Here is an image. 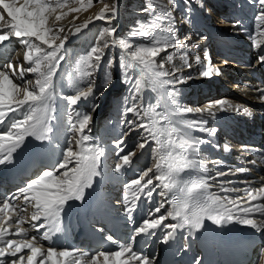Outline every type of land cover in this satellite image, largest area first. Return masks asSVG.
Instances as JSON below:
<instances>
[{
	"label": "snow or ice",
	"instance_id": "obj_1",
	"mask_svg": "<svg viewBox=\"0 0 264 264\" xmlns=\"http://www.w3.org/2000/svg\"><path fill=\"white\" fill-rule=\"evenodd\" d=\"M95 2L103 3V7L94 17L90 16L82 25L75 26L72 35L87 28L93 19L105 20L111 24L117 17V0H113L111 4L105 0ZM176 3L177 0H166V4L157 5L155 0H149L142 9L152 15L153 19L148 24L137 22L138 26L129 35L143 38L148 44L135 45L130 39L117 38L114 27H104L99 33L96 45L78 59L73 74H69L73 94L59 97L66 101L70 115H74L67 129L71 135L56 167L42 171L18 190L16 199L22 198L24 206H16L11 198L0 202V264H132L133 261L151 264L148 258L133 251L131 243L120 244L116 251H100L95 255L78 249H58L51 246L52 237L62 231L61 214L65 206L69 201H83L85 190L92 187L96 177L102 175V158L106 157L107 150L89 135L93 122L92 112L97 111L99 105L93 104L92 112L77 111L74 106L81 101L99 99L103 95L92 77L100 69L105 49L115 47L121 50L120 66L125 74L129 71L136 74L130 81L133 86L130 97L132 104L125 108V112L133 114L136 119L127 121L129 132L124 135L142 129L146 135L137 144V149L143 151L150 143L156 145L153 149L154 167L143 171L138 178L125 185L127 191L123 199L126 215L129 219L132 218L137 207L136 201L141 195L150 199L157 188L161 189L158 194L162 197L171 194V210L167 215L143 220L135 228L132 240L135 241L141 235L155 236V230L169 218L176 223L164 225L165 229L171 231H165L159 237L163 244H168L174 238L177 229L187 228L188 234L193 235L205 227V220L220 227L236 223L256 232H264V203L252 204L253 201H264V184L242 190L221 185V192L243 191L242 197L233 199L227 195L220 196L209 192L208 178L204 175H191L193 172H207L204 162L199 159L200 145L206 141L193 136V131L206 132L212 136L217 129L204 127L207 121L183 117L190 113L203 115L205 112L214 117L213 109H232L238 113L243 110L249 116L251 113L243 105L233 108L225 100L209 103L203 108H181L175 99L176 93L168 91L169 85L184 83L186 78L168 79L175 74L165 70L164 61H173L171 54L160 60L157 58L169 48L186 50L189 47L187 41L181 42L176 38L173 21L169 19L171 9L175 8ZM258 3L261 12L255 17L258 24L257 35L250 38L259 49L261 40L257 37L264 38V31L260 30V26H264V0H258ZM93 6L94 0H23L21 5H17L15 0H0V9L7 13L8 18L5 25L7 31L0 28V44L14 37L24 48L23 63L14 65L9 62L0 68V125L8 121L6 130L0 132V165L12 164L14 154L22 149L29 137L42 143L51 142L55 102L58 98L54 78L65 59V43L68 40L67 35H61L65 29L59 22L72 13L86 12ZM74 19H78V16ZM4 20L3 13H0V21ZM191 39V36L187 37V40ZM181 59L186 67L191 68L186 51ZM259 62L264 63V51L259 55ZM195 63L202 65L200 75L203 77L220 74L211 67V59L207 53L203 61L199 55L195 56ZM25 64L28 66L25 67ZM112 65L113 61L109 60L107 67L111 68ZM25 73L33 74L34 81L25 80ZM17 77L22 83L16 82L14 78ZM111 83L112 75L107 72L100 88H106ZM149 87L157 93L156 102L147 106L138 104L142 91ZM261 92L260 98L264 100V90ZM9 113H16L21 118H9ZM124 143L123 137L114 142L119 156V162L114 169L116 172L131 166L133 157L136 156V151L120 155L125 151L122 147ZM224 150L227 152L230 149L225 145ZM237 171L243 173L250 169L241 168ZM185 173L189 174L187 178ZM223 175L226 173L217 172V176ZM154 179L159 183L154 184ZM242 203L247 206H242ZM27 206L33 209L28 218L22 214L27 211ZM162 207L164 205L161 203L154 211L159 213ZM254 213H259L261 218H253ZM26 223L37 232L40 229L46 230L40 236H30L29 229L23 227ZM12 228L15 230H10ZM107 239L113 244L116 243L111 236ZM44 241L48 242V246H45ZM261 256L264 257V249L261 250ZM196 264H200V261L197 260Z\"/></svg>",
	"mask_w": 264,
	"mask_h": 264
},
{
	"label": "bare ground",
	"instance_id": "obj_2",
	"mask_svg": "<svg viewBox=\"0 0 264 264\" xmlns=\"http://www.w3.org/2000/svg\"><path fill=\"white\" fill-rule=\"evenodd\" d=\"M19 1H21V0H15L16 3H18ZM219 1L226 4V8H228L229 15L231 16L230 20H226V19L224 20L223 18H222L223 20L222 19L218 20V19H215V17H212L210 19L205 18V20H204L203 18H201L199 16V13H197L195 11V9L193 8L192 10H194V12H189V13H191L190 18H191V20H192V22L196 28V34L194 35L195 37L192 36L191 38H195V39H191L190 41L187 40V37H189V36L185 37V33L187 32L186 28L188 27V25H187V23L185 25V22L181 23V20H177L176 24H173L174 35L181 42L187 41V45H189V47H187L186 50L180 49V48H169L167 52L161 53V56L158 57L157 59L160 60L162 57H167L169 54H171L173 56V60H174V58L177 57L175 59V60H177L176 62L169 63V64L165 63V70L175 73L173 76L168 77V79H178L180 77H184V78L190 77L189 79L186 80V81H190V82L193 81V79L191 77L194 75L197 76V77L196 76L194 77L195 81H196V79H199L200 77L206 79V81H207L208 79L216 76L215 74L210 76V77H203L200 75L201 71L203 70V67H202V65H197L195 63V56H197V55H199L201 57V60L203 61L205 53L208 54L210 59L216 57L220 53H225V57L232 59L234 62L236 61V58H237L238 65L234 66L233 63H231V62H225L224 64H219V66L229 65V66L237 68L238 70L243 69V65L247 64L248 65V67L246 68L247 69V75H246V79H245V85L243 87L247 88L249 90V92L246 93L245 95H241V94H233L232 95L230 93H225L223 95L224 96L223 98L222 97H219V98H221L225 101H229L231 103H236L238 106L243 105L244 107H246L248 109V111L251 114H254L256 116L255 118H257V117L260 118L259 119L260 124H262L264 126V118L262 117L264 100H262L260 98L262 95L261 90H264V63H261V62H259V60H256V64L253 65V60H252V65H251L250 58L256 59L255 56L253 58V57H249V55L246 54V56L243 57L245 55L244 54L243 56L241 55V56L236 57V54H235V52H238L239 50L245 48L243 46V44L247 41V39H249V37H251L253 35H257L258 24H257V21L255 19V15L254 14L251 15L252 14V8L250 7L252 5L253 1L252 0H210V4L214 5V7L217 10L216 13H221L222 12L221 8L225 9V5L221 6V8H219V5H217V3ZM206 2H208V0H206ZM256 4H259V3H256ZM124 5H126V4H124ZM248 5H249V10L247 9ZM259 8H260V5L258 6V9ZM118 11H119V8H118ZM0 13H3V15L5 17L4 21H0V28H4V30L7 31V27L5 26L7 24V21H8L7 13H4L2 9H0ZM95 13L93 15H95ZM138 13H140V12H137V14L136 13L135 14L138 15ZM118 14L119 13H117V17L111 21V24H109L105 20H95V22H97V24L102 22L105 25H113L115 23L119 25L122 23V26L120 28H122V30H123L125 24L123 25L122 20L120 21L121 17H119ZM141 14L143 15V13H141ZM247 16L249 19L248 28H247ZM219 18H221V17H219ZM82 22H84V21H80L78 23H82ZM93 22L90 23L89 25H92ZM126 22H127V20H126ZM75 23H77V22H75ZM252 23L254 24V28H252ZM260 29H264V26H260ZM81 31H83V30H81ZM261 31H263V30H261ZM197 34H200V35H197ZM73 39L78 40L79 37H77L75 35V37ZM73 39H72V42L65 43V50H66L67 45H71L73 43ZM133 39H137V38L136 37L131 38V40H133ZM258 39L261 40V46H264V38H261L258 36ZM192 42L194 44H191ZM17 46L21 47L22 45L14 37L3 44L2 50L0 49L1 50L0 51V68H3V66L9 62L13 63L14 65L21 64L20 63L21 60L23 62L24 51H20V49L15 52L16 55L14 57H12L11 61L8 62V60H7L8 55L10 56V54H11V50L14 47L17 48ZM42 47H46V46H42ZM185 51L187 54L188 63L191 64V68L186 67L184 65V61L181 59V57L183 55H185ZM112 53L115 55H121V50L118 47H115V48H112ZM166 53H168V54H166ZM115 59L117 61V58H115ZM212 64L213 63L211 62V65ZM259 64H260V70L258 69ZM211 67L214 69L217 66L213 64ZM176 69H178V71ZM254 71H256L255 74H253ZM61 74H62V72L58 70L57 75L54 78V80L56 81V78L61 77ZM113 75H115V74L113 73ZM118 75H119V73H118ZM135 75H136L135 73H132L131 71H129V80H127L123 83H117V82L113 81V83L110 85V88H108L109 90L107 91V93H105L102 97L99 98L100 99V101H99L100 105L107 106L108 103H107V97H105L106 94H108V101H109L115 95L119 96L121 91L123 92L124 89H125V91H127L128 97L126 96V94H124L123 99L125 97L129 98V99H127V101H128V103H130V101H131L130 97L133 94V86H132V83H130V81L133 80V77ZM31 76H34V75L30 74V73H25L24 78L27 80ZM14 79L19 80L18 77L14 78ZM202 82H205V81H202ZM209 82L212 83L213 81L211 80ZM180 85L183 86L184 84H182V83L177 84L176 88H180V87H178ZM220 85H222V83H220ZM230 89L233 92L235 91L234 88H230ZM144 90H147V92L152 91L150 87L145 88ZM56 92H57V87H56ZM154 93H156V92H154ZM64 95H71V94H64ZM60 96H62V94L59 93L57 95L58 98L55 102L56 111L54 114L55 119L52 121L53 132H52L51 136H52V138L56 139L57 146L62 151L66 147V142H67L66 138H69V136L71 134L69 132L67 133V131H65L63 128L64 127L63 124H61V119L64 117V113L67 111L66 109L68 106L66 105L67 103H63V101L61 102V99L59 98ZM115 98L116 97H114L112 99H115ZM219 98H216V99H219ZM211 100L214 101V99H211ZM213 101H208L207 104L215 103V101L214 102ZM87 102H89V104H92L93 102H95V100L82 101L74 107L75 110L82 112L86 108ZM198 104H199V102L194 104V105L198 106ZM96 112L97 111H95L93 114V122L90 125L91 131H90L89 135L93 138V140L95 142H97L103 146V143H104L103 141H105V138H107L106 137L107 135L105 134V135L100 136V134L97 131L98 123H97V121L94 123V121L96 120L95 119ZM98 112H99V110H98ZM242 114H244V112H242ZM116 116H122L123 121L125 119L127 120L128 118H131V120H135V118H136L133 114L126 113L125 109L124 110H118L116 112ZM13 117L14 118H21L16 113H9V118H13ZM102 117H103V113L102 114L100 113L98 116V119L99 118L101 119ZM183 118L184 119H194V117L193 118L183 117ZM7 123H8V121L6 120L4 125H0V132H3L6 130ZM60 124H61V126H60ZM122 125L123 124L121 123L118 126V128L121 130H123ZM124 128L127 129L128 126L125 125ZM63 132H64V134H63ZM199 132L200 131H193L192 135L195 137H199V138L204 140L205 139L204 137L199 136V135H195V134H198ZM104 133H105V131H104ZM202 133H204V132H202ZM108 135H109V133H108ZM141 135H142V138L140 137ZM143 135H146V133H143L142 129L131 131L128 135L125 136V137H127V139L128 138L129 139L128 140L126 139V142L124 143V145L128 144V146L130 147V145L132 143H134V141L135 142L139 141L138 143L142 142ZM102 138L104 139L103 141H102ZM137 139H139V140H137ZM263 139H264V133H263ZM41 144H42V142L34 140L33 138L29 137L25 141V145L23 147L29 146L35 150V149L39 148L41 146ZM124 145H122V147H125ZM103 147L107 150V155H106V157L102 158V165H101L102 175H101V177L103 176L105 179H109V186L107 187V193H110L111 195H113V196H111V198H114V200H113L114 202H118V200H119L118 195L119 194L115 191V189L121 184V182L127 184V183L132 181L131 178H128V180H125L123 182V180L125 179V175L127 173L131 174L132 172H135L138 174V171L140 173L143 172V166L146 165L145 164V158L147 155H149L148 152L151 149H154L156 147V145H155V143H150L148 146H146V148L143 151L138 150L137 147L135 150H132V151H136V156L133 157V162H132L131 166L125 167L124 169L121 170V172H116L114 170L116 163L119 162V157L116 158V159H118V161H116V159H114V156L117 155L118 149L116 150L117 152L111 153V151H110L111 149L109 147H107V146L106 147L103 146ZM257 149L260 151V155L252 156L251 160L249 158H244L242 160L236 159V162L237 161L240 162V165H234V163L221 164L220 161L217 159L216 155H211L209 157L208 151L205 152L206 148H203L200 145L199 159L204 162V165L207 169V172L206 173L197 172V174L204 175L206 178H208V183L210 185L209 192L216 193L220 196L227 195L233 199H235L237 197H242L244 195L243 191L225 193V192L220 191V187H221V185H223V187H226V188L235 187V188L242 190L246 187L257 188V187L261 186V184H264V180H262V177H264V162H263L264 161V140H263L262 144L260 146H258ZM124 153H125V151H124ZM124 153H120V155H123ZM35 154H36V151L34 152L33 155H35ZM206 154L208 155L207 158L205 157ZM108 155H109V157H108ZM148 161H152V160L147 158V162ZM211 161H217L218 163H212ZM250 161H255V163H250ZM154 164H155V160L153 161V163L151 164V166L149 168L154 167ZM241 168H247V169H250V171L243 172V173L237 171L238 169H241ZM218 171L224 172V173H226V175L217 176ZM235 173L238 175H236ZM150 175H153V174L150 173ZM184 175L186 178L188 177V173H185ZM228 181H232L233 183L229 184V183H227ZM102 183H104V181H102ZM153 183L158 184L159 182L155 181V179H154ZM126 191H127V189L125 188V192ZM157 192H158V190H156L155 193H157ZM155 193H154V195H156ZM18 195H19V191L14 192L13 196H11V202L18 207H22V206H24L23 199L21 198V199L17 200L16 197ZM154 195H153V197H154ZM170 196H171V194H168V196H165V199L163 202V200L161 199V196L159 195V197L157 196L159 198V200L156 199V203L158 205H160L161 203L164 204L165 202L168 204ZM130 199H131V196H130ZM2 201H0V202H2ZM140 201L144 202L142 198ZM257 203H264V201H253L252 202L253 205H255ZM242 206H247V204L242 203ZM144 208L147 209L146 204H144ZM168 210H171V208ZM32 211H33V209L30 206H27V211L22 213V214L26 218H28L31 216ZM15 218L16 217H13V219H15ZM253 218L259 220L261 217L259 216V213H254ZM170 223H175V221H172L169 218L168 220H165V222L160 226L159 229L163 228L164 225L170 224ZM23 227L29 229V235L30 236H33V235L34 236H40L39 231L37 232V231L31 229L30 224L26 223L23 225ZM159 229L155 230L156 233L158 232ZM10 230L14 231L15 229L12 228ZM253 232H255V234L258 235V233L255 230H253ZM130 235L133 236L134 232H131ZM129 243L132 244L133 251L137 255L142 256V257H146V258H148L147 256H148L149 247H152L156 244L155 236H144V235L136 237L135 241H133L132 238H131V240L128 241L127 236H125L124 239L120 241V243H115V244L117 246H119L120 244L127 245ZM115 244H113V247ZM80 251L85 252V251H83V249H80ZM98 252H100V251H97V248H91L88 253L91 255H95ZM262 262H263V258L261 257V262L259 264H261ZM132 264H140V262L139 261H133Z\"/></svg>",
	"mask_w": 264,
	"mask_h": 264
},
{
	"label": "rangeland",
	"instance_id": "obj_3",
	"mask_svg": "<svg viewBox=\"0 0 264 264\" xmlns=\"http://www.w3.org/2000/svg\"><path fill=\"white\" fill-rule=\"evenodd\" d=\"M252 1H251L252 5L250 6L252 8V14L251 15L254 14L256 17L257 15L260 14L261 7L258 9L259 4H256V3H258V0H252ZM105 2H107L108 4H111L113 2V0H105ZM148 2H149V0H135V1L134 0H117L118 8H119V11H118L119 14L118 15H119V17H121L120 21L122 20L123 25L125 24L123 30H122V28H120L122 26V23L119 25L116 23H115L116 25L115 24L105 25L102 22L97 24V22H95V19H93L94 22L92 21L93 22L92 25H88L87 28H83L82 29L83 31L76 34V36L79 37V39L78 40L73 39L75 37V35H72V32H74L75 26L82 25L90 16L91 17L95 16L100 11V9L103 7V3H96L95 0H94V6L92 8H90L88 11L80 12V13H72L67 18H65L59 22V25L63 26L65 29V31L63 33H61V35L62 36L67 35L68 36V40L66 43L72 42V39H73V43L71 45L66 46L65 59L61 62L60 67L58 69L59 71L62 72V74H61V77L56 78V81H55V84L57 87V92H56L57 95L60 93V94H62V96H64V94H72L73 93L74 89L72 88V86L69 82V74H73L74 66H75L76 62L78 61V59L81 56L86 55L87 52L93 46L96 45L99 33L104 27H109V26L114 27L116 29V35H117L116 37L117 38H127V39L131 40V38H133V37H130L129 33L134 27L138 26L137 22L148 24L153 19L152 15L142 11V9L146 6V4ZM155 3L157 5L166 4V0H155ZM21 4H23V0H21L17 3V5H21ZM124 4H126L127 6ZM202 4H203V7H201ZM218 4L220 6L225 5V9H228V8H226V4H224L223 2L219 1ZM193 8L195 9V11L197 13H199V16L201 18H203L204 20H205V18L210 19L212 17H215V19H218V20L222 19V18L224 20L230 19V15L227 11L223 12L222 14L216 13L215 10L213 9V5L210 4V0H208V2H206V0H177L175 8L171 9L172 13H170L169 19L171 21H173V24H176L177 20H181V23L185 22V25L187 23L188 27L186 28L187 32L185 33V37H187V36L192 37L196 34L195 33L196 29L194 28V24L191 21V19H189V16L191 15V13H189V12L190 11L194 12V10H192ZM247 9L249 10V5L247 6ZM137 12H140V13H138V15H136ZM94 13H95V15H93ZM141 13H143V15ZM76 16H78V19H74V17H76ZM218 16L221 18H219ZM126 20H127V22H126ZM80 21H84V22L78 23ZM75 22H77V23H75ZM165 26H167L166 23H165ZM252 28H254L253 23H252ZM70 29H71V31H69ZM260 30L264 31V29H260ZM197 35H200V34H197ZM136 38L137 39L131 40L135 45H145V44L149 43L148 41L144 40L143 38H140V37H136ZM192 39H195V38H192ZM191 44H194V43L192 42ZM243 46L246 47L244 52L246 54H249V57L254 58V56H255V58H256V59L250 58L251 65H252V60H253V65L256 64V60H259V55L261 54L262 51H264V46H261V48L257 49L254 46L250 37L243 44ZM19 49H20V51H24L23 46H21V47L17 46V50H19ZM13 54H15V51L12 52V55L11 54H10V56L8 55V58H9V59L7 58L8 62L12 60ZM166 54H168V53H166ZM23 55H24V53H23ZM116 56L120 59V55H115L112 53V48L105 49V55H104V58H103L101 65H100V69H99V71H96L94 73V76L92 77L97 83L98 90L102 91L103 95L105 93H107V91L109 90L108 88H110V85L113 83V81L117 82V83H123V82L129 80V73H128L127 75H123L122 79H119V77H118V80L116 81L115 76L113 75L111 68L107 67L108 61L109 60H112V61L115 60ZM243 57H245V55ZM176 58H174V60L171 63L176 62L177 61V60H175ZM20 63H23L22 60L20 61ZM164 63L169 64V62H167L166 60L164 61ZM24 66L27 67L28 65H24ZM258 69L260 70V64H259ZM122 71H123V73H125L124 69ZM107 72H110L112 75V83L108 87L101 89L100 85L102 84L104 77H105V74ZM255 73H256V71H254L253 74H255ZM34 79H35V77L31 76L27 80H33L34 81ZM16 82L22 83V81H19V80H16ZM124 94H126V96L128 97L127 91H125V89L123 92L121 91L119 96L115 95L114 97H116V98L112 99V98H114V97H112L111 100H109V101H108V94H106L105 97H107V103H108V104L106 103L107 106L100 105V103H99L100 99H96L95 102H93L92 104H89V102H87L86 108L82 111V112H92V105L93 104L99 105V108H98L99 112L97 110V112L95 114L96 120L94 121V123L96 121L98 123L97 131L100 134V136L105 135V134L107 135L106 136L107 138H105V140H106L105 142L103 141L104 139L102 138V141L104 142L103 146L109 147L111 149L110 150L111 153L117 152L116 151L117 149L115 148L114 142L116 140L122 138L124 133L129 132V127L127 129H125L124 127H125V125L128 126L127 121L131 120V118H128L127 120L125 119L123 121L122 116H116V112L118 110H124L126 107L131 106L130 104L132 103V101H130V103H128V101L125 100L126 97L123 99ZM103 95H100L99 98L102 97ZM62 101H63V103H66V101H64L63 99H61V102ZM66 110L67 111L64 113V117L61 119V124H63L64 130L67 131V133H68V130H67L68 124H69L70 119H72V115H74V113H72L70 115L69 107H67ZM100 113L101 114L103 113V117L101 119L100 118L98 119V116ZM93 114H94V112H92V115ZM262 117L264 118V106H263V111H262ZM121 123L123 124L122 125L123 130L118 128V126ZM104 131H105V133H104ZM108 133H109V135H108ZM63 134H64V132H63ZM140 137L142 138V135ZM123 138L126 142L127 137H125V135H124ZM66 139H68V138H66ZM137 140H139V139H137ZM138 142L139 141H137V142L134 141V143H132L130 145V147L128 146V144H125L124 145L125 147H123L125 149L124 154H126L132 150H135ZM148 153H149V155H147L145 158V164L146 165L143 166V171L147 170L154 161L153 149H151ZM115 158H117V156ZM147 158L151 159L152 161L147 162ZM140 174L141 173L139 171H138V174L135 172H132L131 177H130L131 180L138 178ZM135 175H137V177H134Z\"/></svg>",
	"mask_w": 264,
	"mask_h": 264
}]
</instances>
